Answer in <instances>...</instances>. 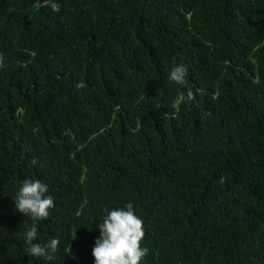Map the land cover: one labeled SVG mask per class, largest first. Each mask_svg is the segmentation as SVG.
<instances>
[{
  "label": "trees",
  "instance_id": "obj_1",
  "mask_svg": "<svg viewBox=\"0 0 264 264\" xmlns=\"http://www.w3.org/2000/svg\"><path fill=\"white\" fill-rule=\"evenodd\" d=\"M55 2L0 0V264H94L128 202L140 264H264V0ZM25 178L54 197L52 261L26 251Z\"/></svg>",
  "mask_w": 264,
  "mask_h": 264
},
{
  "label": "clouds",
  "instance_id": "obj_2",
  "mask_svg": "<svg viewBox=\"0 0 264 264\" xmlns=\"http://www.w3.org/2000/svg\"><path fill=\"white\" fill-rule=\"evenodd\" d=\"M44 6H49L55 12H59L61 7L55 0H44ZM172 64L168 80L177 85H184L188 76V66L183 61L177 63L175 58ZM2 66L3 56L0 55V67ZM83 87L85 85L82 82L77 84V88ZM193 99V93L188 92L187 100ZM182 102H185V96L178 95L172 106L178 107ZM37 163L36 158L31 160L32 165L35 166ZM220 182L223 183L224 179L221 178ZM48 191L46 183L38 179L25 178L21 181L13 202L15 211L24 217H30L33 221L32 226L24 233L28 255L52 261L60 241L58 238H52L47 243L38 242L37 227V222L47 219L50 215L49 210L55 207L54 197L47 195ZM105 211L107 214L96 226L99 229V237L92 248L94 264H140L149 249L142 245L146 235L143 220L136 215L132 202H128L124 207Z\"/></svg>",
  "mask_w": 264,
  "mask_h": 264
}]
</instances>
